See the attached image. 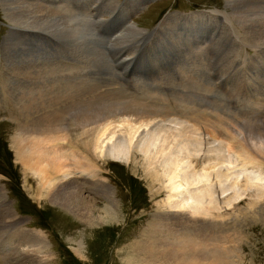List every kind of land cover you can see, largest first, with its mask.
<instances>
[{
    "label": "rangeland",
    "instance_id": "obj_1",
    "mask_svg": "<svg viewBox=\"0 0 264 264\" xmlns=\"http://www.w3.org/2000/svg\"><path fill=\"white\" fill-rule=\"evenodd\" d=\"M47 1L49 2H45L42 0H36L35 2L40 5L42 4L45 7H49L48 4L53 3L55 5L56 3L59 6V14H66L71 21L70 24H76L72 26L75 28L76 32L73 33L72 37H67L71 44L65 38H63L62 35H59L57 37L49 30L32 29L27 26L18 25L14 22L11 23L10 21H8V19H6L3 11L4 7H2L0 1V95L2 98H4L0 99V186L3 188L4 185L10 187L15 197L14 201H18V208L13 209L12 206H10L11 212L9 211V207H6L7 205L4 200L3 202H0V218H2L0 219V238L4 236L7 237L5 242L0 241V243L9 245V250L12 248V246H15L17 247L15 251H18V253H14L13 259H7V257L10 255L11 250L7 254H2L0 264H39V262L40 264H125L126 257H128L126 259H129V257L131 258V256L135 254L136 257L141 256L142 254L146 256V252L139 254L136 253L140 250L134 248V245L137 244L139 246V243L145 242V240L149 236L148 231L150 230V227L157 222V219H161L160 217H162L164 214L172 212L164 206V204L166 203V189L161 187L163 184L162 181H154L150 179L148 171L146 170L145 165H142V159H140L139 155L137 156L135 163L128 161L126 164V162L124 161L113 160L107 157L98 158L96 161H93L92 168L89 170V173L91 175L89 173L87 174V178L90 179L87 180L86 185L83 184L80 186V180H76L79 177L72 179L77 181L78 185L83 190L81 194L83 196H86L85 198L89 199L88 202H85V205L90 206V208L95 205V210L99 209V211H102V208L105 206L115 207V217L118 218L115 221L109 222L107 224L104 223L102 225L88 226V224L82 222L81 218H78V214H74L73 216L71 215V213L67 212V210L69 209L62 210L58 208V206L56 207V205H52L50 202H48L44 193H42L43 197H41L39 194L40 188L36 178L31 174V171L27 167H24L22 160H20V157H18L19 151L17 152L14 148L12 142L13 139L16 138V136H23L25 138L29 135L28 138H25V140L27 141L29 139L28 141L30 142V137L33 139L34 135H37L38 133L35 132L34 134H31L32 130H28L31 128V126L26 123V116L23 115L22 117V113L20 111L25 103L23 101H18L17 98H20L22 96V91L26 92L27 89H33L34 91L36 90V93L33 92V97L35 98H39V96H41L42 98H51L53 97V94H50V90L48 89L51 88V91L54 92L56 88L65 86L64 83H67L66 85H69V88L71 90H74L75 86L77 87L78 85H82L80 83L82 79H88L89 86H97L93 88L94 92L97 94H103V92L107 91L108 94L119 95L117 93L123 92L126 86L125 82H123L122 80L121 83H117L115 85L113 84V78L109 77V75L107 74L110 69V63L108 68L107 62H104L103 57L99 54L100 49L101 47H103L104 43V41H102L99 36L103 35V33L99 32L95 36L94 32H91V28H93V22L95 21V18H93L95 15L92 14L94 13V11H96V13L98 14L95 17H99L98 26H100L99 22L102 23L103 20H107L105 19L106 17H108L106 13L110 14L114 9H117L119 13L124 6V9L126 11H131V14L126 13L127 17H133L134 22H131V24L134 23L133 25L137 26L138 28H145L147 31H153L157 23L161 22L163 18H165L163 19L164 21L168 17L174 15H177L179 17L181 15H189L193 12L201 13L204 11L207 12L206 17H208L209 14V16H211V14H214L216 12L218 13L220 12V10L227 9L226 11H230V9L226 7V3L224 0H145L146 2L144 1L140 3V6L138 7V0H128L121 5L118 4V2L122 3L125 0H97L96 5L94 3L96 0ZM89 3L90 5L88 6ZM126 7L129 10L126 9ZM135 8L136 10L133 11ZM91 9L93 10L92 12L89 11ZM106 10L108 11L105 12ZM178 13L181 15H179ZM83 16L86 19L81 21V18H83ZM75 17L79 19V21H76L75 19L72 22ZM89 17L91 18V20ZM234 17V20L232 18L231 21L232 26L223 21L219 23L217 22V25L219 26L218 34L221 35V38H227V41L229 43V47L226 45L227 49L229 48V54H225V56H228H226L227 61H225L223 65H225L226 67L228 65V62L231 60V62L237 68V63L241 61L245 56H247V63L239 62V73L237 74L236 78L234 91L235 96L233 97H235L236 101H239L245 96L244 93H246L245 90V92H243L242 94V85L240 86V83L243 82L240 80H243L244 67L246 66L245 68L247 69H255L259 72L264 70V63L261 60L263 58L262 55L264 56V45L261 44L255 46V43L251 42L250 40L244 39L247 35L251 36V30L246 33L242 28L243 26L238 23L239 20L236 18V16ZM172 19L176 20L177 18L176 16H174V18ZM224 21H226V19ZM215 22L216 21L209 24L210 27L212 26V30L214 29L213 27L215 26ZM119 24L120 20L111 21L109 23V29L117 27ZM160 25L161 24H159L158 26ZM169 27H167V29L165 30H160L161 32L157 30L158 33L157 31L154 32L155 36L154 34H151L152 36L148 35L146 37L143 35L135 36L128 30H121V37L122 35H124V33H126V36L122 39L120 37V40L114 39L113 43L111 44V47L112 45H114L117 49H122L125 47V49H123L124 53L121 54L124 55V62H127L129 58H132L136 55V58L138 60L137 64H134L131 69L128 67V76L130 80L132 79V89H135L131 91V94H134L135 92H141L144 89L145 91L148 90L147 92H150L153 95L160 94L161 97L166 96L164 98H170L168 97V95L177 93L179 90L181 91V93H189L193 91L192 87H197V85L198 87L200 86L198 83L195 84L194 82H192V79L190 80L189 77H193L191 72L189 73L190 76L188 74L190 62L193 61L192 59H200V56H197L199 54V51L197 50V48H195L194 52L193 48H191V46L189 45H182V49H180L179 47L177 48V45L180 44L182 38L177 37L175 26ZM180 27H182V25H180ZM172 29L174 31H172ZM221 30L223 34H221ZM233 30L236 34L233 32ZM231 32L233 33L231 34ZM88 33H91L92 35L90 34V36H87L86 34ZM230 35L231 38L229 37ZM236 35H239L241 37H239L240 40L242 39V43L240 45H237L233 40ZM64 37H66V35ZM144 39L145 43L140 44V42H143ZM5 44L8 45V54L4 51ZM15 48H19L22 51H18ZM31 48L33 51L31 50ZM193 54L197 55L195 56ZM257 55L259 59L256 58ZM59 56H61V58H64V60H61L60 58V61H63L62 63H59V61L57 60ZM33 60L35 63L34 68L36 67L37 70L39 62L41 60H43L41 62L47 65V67L41 66V71L38 70V74L34 73L33 75H27L25 77V74L22 75V73H24L23 70H19V68H22L23 66H30L29 64H31ZM260 61H262L261 64ZM129 62L132 63L133 61ZM253 62L255 63L254 68L252 67L254 66ZM64 63L65 65H69L73 69L71 71H61L59 77H50L45 75L44 72L52 66L59 64L62 65ZM82 63H86V66L88 68L87 70L86 68L83 69L81 67L83 65ZM118 64L120 69L124 67L122 63ZM182 67L184 68V70H180ZM227 67H229V65ZM236 70L238 71V68ZM92 72L95 73L92 74ZM67 76L68 79L66 78ZM157 77L158 79H156ZM195 77L196 81H201L200 77L196 74ZM37 78L39 79L38 81L36 80ZM89 78L92 81L89 80ZM151 82L160 84L154 87L156 89H146L148 86L154 85ZM35 83H37V85ZM122 84L124 86H122ZM166 84H168V88L166 87ZM162 85H165V87H162ZM47 86L50 88L43 89ZM245 86H247V84ZM40 87L43 88L39 89ZM105 88H107V90ZM199 89H201V86L199 87ZM247 89L250 93L251 88L247 86ZM39 90H45V92H43L44 95L38 94L40 93ZM253 95L254 94L249 95V97H255L257 95V97H262L261 100H259V105H255L256 109L262 111L260 105L262 104V102H264V92L256 93L255 96ZM102 96L106 98V95ZM119 97L122 98L124 97V95L120 94L119 96H117V98ZM85 98H87L86 95L78 98L75 102V106H86L87 103L85 101ZM145 99L147 101L149 100L147 98ZM104 101L105 103L108 102V104L111 103H109V101L107 100H102L100 102V105ZM115 107H118V105ZM233 108L235 113H231L232 115L230 117V120L228 117L229 114H227L228 111H225L224 108H221L218 114H212V116L210 113L207 114L206 111L202 110L205 114L204 117H210H207V119L204 118L203 124L199 125V123H196L198 136L200 137V139H202L203 142L201 153L198 155V159L200 161L202 160V162L206 163V159L213 153L211 151V148L213 147L212 150H214V144H220L225 149L227 148V140L229 139V135L227 136L225 134L229 131V133L234 136L232 130L234 129V122L231 121L233 119V116H235L236 118V115L240 113L241 116L245 114L248 117H251V113L254 110L250 107L242 108L238 105ZM79 111H81V109L76 108L68 114L77 113ZM220 113H222V115H219ZM68 116L70 117V115H67L65 119L69 118ZM23 118L25 119L24 121ZM97 118L98 116L95 117L96 120L94 119L93 121L96 122ZM101 118L103 117L101 116ZM130 118L132 117L130 116ZM209 120L211 123L209 122ZM239 121L244 122V118L239 119ZM22 122L24 124L19 125ZM31 123L32 122H30V124ZM100 126L101 124L97 123L88 127V129L90 130L92 135H95ZM211 128L213 131L211 130ZM215 128H218L219 130H216ZM78 131L79 130L73 131L71 133L72 137H75ZM214 132L215 134H213ZM244 135L242 136L243 138L240 137V139L244 140ZM209 136H212L213 140L215 141H217L218 139V141L212 142V138ZM253 144L254 140L248 139L246 142V145L251 149L255 148V145ZM260 146L264 151V145ZM33 147H35V144L31 146L32 149L29 148L30 152L32 151V153H38L37 147L36 149ZM207 149H210V152H207ZM90 153L95 154L93 150H90ZM257 157L259 160L264 161V155ZM186 160L188 161L189 159ZM240 165L241 164H239L238 168L235 169L236 171L241 168ZM256 165L260 166V164ZM261 165L263 167L258 166V168H261V171L264 173V162ZM189 169L191 170L192 167H190ZM223 169H225V167ZM150 171L152 172L153 170L150 169ZM75 172L76 173H74L73 176L78 174L77 171ZM241 179L242 184L244 178ZM97 183L108 185H105L109 188L106 189L107 194L102 193L104 191L103 188L101 192L98 191V188L96 187ZM251 189L255 193L253 187ZM251 189L249 190L250 192L247 191L246 193H244L245 196L243 194L238 199L239 202H232L231 205L223 204L221 195L219 197L220 199H217L216 194L215 207L218 208V211H216L219 214L215 212L216 214L214 213L212 217L210 216L208 218L196 219L198 221H210L211 226L214 227L213 230H211V234L217 235L216 239L218 242V248L223 252L224 255V260H222L224 263L219 264H264V195L256 199L257 196H255L254 193L251 192ZM90 198L95 201H90ZM241 200L242 202L240 203ZM20 204L22 210L19 209ZM15 213L16 215H14ZM96 216L98 215H94V218ZM99 216L102 217V215ZM15 218H24V220L22 221V226L25 227L27 225L28 227H31L33 225H36V227L37 225L42 226L40 228L42 231L37 228H26L29 230L21 231V226H18L16 228L20 229L21 232L26 233L32 231L38 233L39 231L41 235H39L38 237H43V242L46 240V243L44 242L47 247L45 252H41L38 254L36 253L37 255L33 256L34 251L32 250L37 247H25L12 240V235L9 233L13 229L12 227H10V224L16 222ZM212 220H214V222H212ZM167 223L168 224L166 226L170 225L172 229L175 228L174 224H172L173 226L170 224L171 222ZM213 223L215 226H213ZM215 227H217L218 230H216ZM4 228L6 229L4 230ZM8 235H11L10 238L13 244L8 243ZM176 235H178V233ZM182 237L185 239L184 236ZM215 244L217 245L216 242ZM142 247L144 248L143 245ZM73 249L74 251L75 249H78L80 251L79 256H77L73 252Z\"/></svg>",
    "mask_w": 264,
    "mask_h": 264
},
{
    "label": "bare ground",
    "instance_id": "obj_2",
    "mask_svg": "<svg viewBox=\"0 0 264 264\" xmlns=\"http://www.w3.org/2000/svg\"><path fill=\"white\" fill-rule=\"evenodd\" d=\"M0 1L2 7H4L3 11L6 19H8V21H10L11 23L14 22L18 25L27 26L32 29L49 30L57 37L59 35H62L63 38H65L69 43L70 41L67 37H72L73 33L76 32L75 28L72 27L76 24H70L71 21L66 14H59V6L56 3L55 5L53 3L48 4L49 7H45L42 4L40 5L35 2L36 0ZM138 1L139 2L137 7L140 6V3L144 2L145 0ZM224 1L226 3V7L235 14L234 16H236V18L239 20L238 23L243 26L242 28L244 29V31L248 33L251 30V36L247 35L248 37L246 36L244 39L250 40L251 42L255 43V46L261 44L264 45V0ZM94 3L95 5L97 4L96 1ZM89 5L90 3L88 4V6ZM126 9L128 8L126 7ZM135 10L136 8L133 11ZM119 13L123 16V18H125L123 22V31L128 30L135 36L145 35V30L143 28H138L137 26L133 25L134 23L131 24V22H129L130 24H126V21L130 19L129 17H127L126 13L131 14L130 10L126 11L123 6ZM174 16H176V18L179 20H173L172 18H174ZM174 16L168 17L164 21L162 20L163 22L161 21L159 23L161 25L158 27V31L162 29L165 30L169 26H175V32L177 28L182 29L187 34L198 36L200 35V32L206 24L205 21L209 18L206 17V12H193L186 16ZM75 19L76 21H79V19L75 17L72 22ZM85 19L86 18L83 16V18H81V21ZM225 19L226 18L224 17H217V20L219 22H222V20L223 22H225ZM108 22L109 20H103L102 23L99 22V25L100 27L101 25H104V27H106L108 25ZM180 25H182V27H180ZM172 31L174 30L172 29ZM233 32H231V34ZM90 34L91 33H88L86 35L90 36ZM125 34L126 33H124V35H122L121 37V32H119V35L115 39L120 40L119 38H124L126 36ZM221 34H223V32ZM65 35L66 37H64ZM176 35L178 38H180V35L177 32ZM229 37L231 38V35ZM191 39V36L184 37L181 40L180 44L177 45V48L179 47L180 49H182V45H189L191 46V48H193L194 52L195 48H197L199 54L196 55L201 56V52L204 48L203 46L209 40V37L206 36L201 40V42L198 39L197 41L195 40L194 47L192 46L193 44H190ZM15 49L18 51H22L19 48ZM4 51L8 54V45L6 44L4 47ZM256 58L259 59L258 55L256 56ZM41 61L38 65L39 71H41V66L47 67V65H45ZM58 61L59 63L63 62L60 60ZM262 61H260V64ZM82 64L83 65L81 67L83 69H87L86 63ZM29 65L30 66H23L22 68H19V70H23L24 72L22 73V75L25 74L24 76L26 77L27 75L39 73L37 68H34V60ZM252 67H255V63ZM72 69L73 68H71L69 65H65L64 63L62 65H54L48 70L43 71H45L44 73L46 76L59 77L61 71H71ZM180 70H184V68L182 67ZM66 78L68 79V76ZM36 80L38 81L39 79L37 78ZM89 80L91 79L89 78ZM244 81L248 85V78H246ZM88 82V79H82V81L80 82L82 85H78L77 87L75 86L74 90H71L69 88V85H66L67 83H64L65 86L56 88L54 92L51 91V88L48 86L45 88H39H50L48 89L50 90L49 93L53 94V97L51 98H42L39 95V98H35L33 97V92L36 93V90L34 91L33 89H27L26 92L22 91V96L20 98H17L18 101H23L25 103V105H23L20 110L23 112V115L26 116V123L31 126V128L28 130H32L31 134H34L35 132L38 134L34 135L33 139L30 137V142L28 141L29 139L27 141L25 140V138H28L29 135L25 138L23 136H16V138H14L12 142L16 151H19L18 157H20V160H22L24 167H27L31 171V174L36 178L40 188V196L43 197L42 193H44L48 202H50L52 205H56V207L58 206V208L62 210L69 209L67 210V212L71 213V215L73 216L74 214H78V218H81L82 222H85V224H88V226L102 225L104 223L107 224L109 222H113L118 218L115 217V207L105 206L102 208V211H99V209L95 210V205L90 208V206L85 205V202H88L89 199L85 198L86 196H83L81 194L83 190L80 186L83 184H87V180L90 179L87 178V174L92 168L93 161H96L98 158L107 157L113 160L124 161L127 164L128 161L135 163L136 158L139 155L140 159H142V165H145L146 170L148 171L150 179L154 181H162L163 184L161 187L166 189V203L164 204V206L172 212H168L167 214H164L162 217H160L161 219H157V222L150 227V230L148 231L149 236L147 237L145 242L139 243V246L137 244L134 245V248L140 250L136 253L139 254L146 252V256L142 254L141 256L136 257L135 254L132 255L131 258L129 257V259H126L128 258L126 257L125 264L224 263L222 261L224 260L223 252L218 248V242L216 239L217 235L211 234V230H213L214 227L211 226L210 221H198L196 219L208 218L210 216L212 217L213 214L218 211V208L215 207L216 194L218 195V197L220 195L222 198L224 197L222 202L223 204L227 205H231L232 202H239L238 199L252 187L255 190V193L252 189L251 192H253L254 195L257 196L256 199L264 195V173L261 171V168H258L259 165H256L260 164V166H262L261 164H263L264 162L259 160L257 157L264 155V151L260 146L264 145V102H262V104L260 105L262 111H259V109H256L255 107V105H259V97H249L250 94L247 96V94L244 93V95L247 97L245 99H247V101L249 102L251 109H254L251 113V117L248 119L249 125H246L248 126V129L247 133L244 135V140L231 135L228 131V133L225 134L227 136L229 135V139L227 140V148L225 149L220 144V146L218 144H214V150H212L213 147H209L211 148V151L213 153L211 152L212 155L208 157L206 159V163H204L202 162V160L200 161L198 159V155L201 153L203 142L202 139H200V137L198 136V129L196 127V123H199V125L203 124L204 118L207 119L208 117H204L205 114L202 111L203 109L195 105H189L179 99L164 98L161 97L160 94L153 95L150 92H146L144 89L142 90V92H140V94H148L147 97L126 98L127 96H124L120 98V96L119 98H117L118 95L108 94L105 90H103L105 92L102 91L103 94H97L93 90V88L97 86H89ZM35 84L37 85V83ZM167 85L168 84H166V87ZM258 86L261 87V84L258 83ZM41 91L42 90H39L40 93L38 94L44 95L43 92H45V90H43L42 92ZM85 95L87 96V98H85V101L87 103L86 106H75L76 100ZM102 95H106V98H104ZM145 98L149 100L147 101ZM102 100H107L109 101V103H111L108 104V102L105 103L104 101L100 105V102ZM117 105L118 107H115ZM76 108H80L81 111L73 114H68ZM143 109L145 112L149 111L151 113H149V115L147 116V114L143 112ZM129 113H132V115L136 113L140 114L137 117V120L133 121L132 118H130ZM67 115H70V117L68 116L69 118L65 119ZM97 116V121L94 122L93 120ZM101 116L103 118H101ZM30 122L32 123L30 124ZM97 123L101 124V126L96 131V134L92 135L88 127ZM75 130L79 131L77 132L75 137H72L71 133ZM213 134H215V132ZM209 137L212 138V136ZM231 138H234L236 141H231ZM248 139L254 140L253 145H255V148L251 149L249 148V146H247L248 144L246 145ZM211 141L213 142L215 140H213L212 138ZM34 144L35 147L33 148L36 149L37 147L38 153H32V151L30 152L29 148H31V146ZM257 146H259L260 148ZM90 150H93L95 154L90 153ZM209 150L207 152H210ZM186 159L189 160L187 161ZM239 164H241V168L236 171L235 169L238 168ZM190 167H192L191 170L189 169ZM222 167H225V169H223ZM150 169H152L153 171L151 172ZM75 171H77L78 174L73 176L74 173H76ZM72 178H78L76 180H80V186L78 185V182ZM241 178H244L242 184ZM96 187L100 192L103 188L104 191L102 193L104 194H107L106 189H109L102 183H97ZM90 201L95 200L90 198ZM6 207H8V205ZM96 214L98 216L94 218V215ZM217 214L219 213L217 212ZM99 215H102V217ZM167 222H171V225L174 224L175 228L172 229L170 225L166 226L168 224ZM212 222H214V220H212ZM213 226H215L214 223ZM215 228L216 230H218L217 227ZM12 229L13 232L11 231L9 233L12 236L8 235L9 244H13L11 242V236L13 241H16L17 243L25 247H37L32 250L34 251V255L32 254L33 256L37 255L38 253L45 252L47 248L45 244L46 240L44 241V243L42 240L43 237H38L39 235H41L39 231L38 233H35L34 231L26 233L21 231L29 229L22 227L21 231L16 227H12ZM177 233L178 235H176ZM182 236H184L185 239ZM6 238L7 237L4 236L0 238V241L5 242ZM215 242L217 243V245L215 244ZM142 245L144 246V248L142 247ZM73 252L77 256H79L80 251L78 249H75V251L73 249Z\"/></svg>",
    "mask_w": 264,
    "mask_h": 264
}]
</instances>
